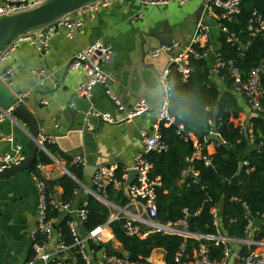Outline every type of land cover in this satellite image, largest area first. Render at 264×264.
Listing matches in <instances>:
<instances>
[{
	"label": "crops",
	"instance_id": "obj_1",
	"mask_svg": "<svg viewBox=\"0 0 264 264\" xmlns=\"http://www.w3.org/2000/svg\"><path fill=\"white\" fill-rule=\"evenodd\" d=\"M202 2L203 0H190L178 6L175 0H167L165 4L149 6L140 4L138 0H111L108 6L98 8L90 14L83 13L82 10L72 11L66 15V19L82 22V26L73 31L72 38L69 39L66 31L60 29L50 41L47 52L22 44L8 55L0 65V75L9 71L11 76L7 83L0 78V96L10 102L9 108H14L17 106L16 97L20 94L27 95L23 104L36 119L38 127L45 128L57 139L56 144L50 146L54 149V155L50 154L60 166L67 169L71 157L81 155L90 167L107 166L114 168L116 172L121 166L123 175H126L129 166L140 155H144L143 135L152 134L164 94L159 76L168 67L169 58L162 55L154 60L151 52L160 47H169L167 44H176L183 50L194 31L195 17L202 10ZM210 20L214 25L212 24L208 44L217 52L218 43L215 48L213 41L218 42L221 33L218 21L214 18ZM137 29L142 32L148 29L158 30L155 43L150 42L144 48V61L139 58L140 40ZM96 41L112 47L110 59L102 66L107 77L106 87L96 88L89 99L76 98L75 90L83 81L84 75L79 71H70V61L75 54ZM210 61L212 68L213 60ZM210 78L217 85L218 95L222 96L227 90L225 85L215 76ZM107 89L118 99L124 111L116 109L106 95ZM234 95L243 107L244 114L240 121L247 122L254 115L250 111L246 112L244 98L235 93ZM140 100H144L150 109L142 116L128 121V113ZM72 103L74 107H70ZM88 111L110 113L117 122L107 124L94 119L87 121ZM88 125L93 127L92 130H87ZM7 138L13 139V142ZM211 141L207 146L209 153L214 151L216 143ZM30 144L29 126L20 118L9 116L0 123V159L13 153L16 147L27 155ZM41 174L47 181L56 182L63 176V171L52 162L42 167ZM91 179L83 171L80 181L83 189L75 194V200L71 203L73 207L77 208L86 201L85 188L90 187ZM62 192L57 184L53 187L52 193L57 199H60ZM37 208L38 193L28 171L0 180V264H23L31 257L29 236L37 225ZM80 231L84 232L83 229ZM105 234L108 240L106 243L91 242L87 246V252L95 262L101 260L102 252L107 247L121 252V246L110 227ZM91 245L97 248H92ZM241 248L242 246L240 250ZM157 251L149 259L163 261V256ZM239 253L240 251L237 254Z\"/></svg>",
	"mask_w": 264,
	"mask_h": 264
},
{
	"label": "built area",
	"instance_id": "obj_2",
	"mask_svg": "<svg viewBox=\"0 0 264 264\" xmlns=\"http://www.w3.org/2000/svg\"><path fill=\"white\" fill-rule=\"evenodd\" d=\"M50 0H0V20L5 17H10L18 13L32 10L36 7L49 2ZM190 0H175L178 6L188 3ZM242 0H203L202 16L195 23L194 31L181 53L170 58L168 67H166L159 76L160 84L164 91L158 108L156 123L153 126L151 135H143L144 155H140L128 169L136 170L138 175L135 181L130 186L126 197L127 203L123 206L114 204L108 200L107 191L111 188L114 191L123 190V183L126 175L121 179L116 176L115 169L107 166H99L91 179L90 187L85 188L86 194L92 196L96 201L103 205L108 212V220L105 225L96 227L88 232L82 233L83 225L87 220V202L84 201L81 206L75 208L71 203H62L48 189L46 179L31 175L32 181L38 193V208H37V225L29 236L31 257L23 264H75V258L72 255H77L82 264H166V262H155L147 259L145 263H137L130 261L126 255L119 257L117 254H108L102 252L100 261H93L88 252L87 246L93 242L95 244L106 243V230L110 224L116 221H122V228L128 237H136L139 239L146 238L150 233L160 232L167 235H176L183 239L184 243L187 240H195L198 242L197 247L192 250V254L186 252V246L183 244L178 254H176L173 264H228L229 258L232 256L230 245H240L247 249L245 256L234 255L233 264H264V241H256L253 236L248 237L252 230V219L247 216L246 232L247 237L244 240L236 241L228 236H223L219 227L218 221L214 222V226L218 229L217 235H207L191 233L188 231V218L185 216L182 220L175 224L162 225L157 221L158 209L156 204V188L160 186L159 178L151 179V166L145 159L148 153L160 154L166 150V145L161 139L159 128L163 124L165 126L173 125V120L169 115V87L167 77L169 75V67L175 65L178 72L182 76V80L188 79L190 69L188 68V58L193 56L197 59L213 60L212 71L214 76L220 80H224L227 76L233 87V92L242 96L247 104V108L252 115H264V109L261 101L264 98V66L259 65L251 69L246 76L243 75L239 67L235 66L232 61H224L221 54L214 51V48L208 44L211 28L205 23L204 19L214 18L218 21V28L221 34L226 38V42L232 46H236L241 52V57L247 49L246 44L229 31V24L241 13ZM111 0H93L89 4L78 10L83 13H93L98 8L106 7ZM142 5H162L167 0H138ZM82 26L81 21H71L66 19V16L61 17L49 24L37 27L15 36L1 51L0 65L11 53L15 52L22 44H28L40 52H47L50 47V41L60 29L66 31L67 37L72 38L73 31ZM246 32L250 39L260 37L264 40V17L257 11H254L246 26ZM201 47L202 52H197L196 47ZM178 48L176 44L170 47L158 48L151 52L152 57H157L159 53ZM112 47L108 44L96 41L85 47L75 54L70 61L68 69L70 71H79L84 75L83 81L75 90V97L80 99H89L93 91L99 87H106L107 77L102 69L104 63L110 59ZM35 74V72H33ZM11 73L6 71L0 75L4 82L10 81ZM40 85L42 83H39ZM106 95L110 97L117 110L124 111L118 99L112 95L109 89L105 90ZM26 94H20L16 97L15 104H23ZM74 107V103L70 105ZM150 109V106L144 101H138L130 113L127 115L128 121L142 116ZM11 108L5 111L0 110V123L9 117ZM94 119L107 124L116 123V118L110 113L101 111H88L86 120ZM55 128L59 130L58 126ZM93 127L87 126V130H92ZM214 133V132H213ZM13 142V139L7 138ZM56 137L52 133H48L43 127H38L36 144L38 151L49 157L52 162L60 166L59 163L51 156L48 151V146L56 144ZM192 142L194 152L190 158L193 160H202L206 166L210 165L207 157L201 154L202 145L197 140L189 138ZM11 154H6L0 159V172L21 165L27 158V155L22 152L19 147L15 148ZM243 165H247L246 162ZM44 164L39 163L36 169L41 173ZM70 166L81 167L84 169L88 166L87 160L81 155H75L70 159ZM63 175L68 176L80 189H83L81 182L77 180L67 169L62 170ZM189 175L194 180L198 177V172L190 169ZM187 170L182 172L181 179H185ZM77 192H75L76 194ZM49 211L59 213L60 217L68 216V231L73 239L72 245L68 246L61 241V235L57 232L56 225L59 219H50ZM215 213V212H214ZM264 218V216H263ZM205 242H214L215 245H223V257L219 261H214L210 258L209 249ZM75 250V253L71 252ZM116 253V249L112 250Z\"/></svg>",
	"mask_w": 264,
	"mask_h": 264
},
{
	"label": "trees",
	"instance_id": "obj_3",
	"mask_svg": "<svg viewBox=\"0 0 264 264\" xmlns=\"http://www.w3.org/2000/svg\"><path fill=\"white\" fill-rule=\"evenodd\" d=\"M254 11L264 17V0H242L240 15L229 24V31L240 42L247 43L244 57H241V52L236 46L226 42L223 34L217 42V50L222 59L226 62L232 61L244 76L251 69L259 65L264 66V40L260 37L250 39L246 32L249 18ZM195 49L197 52L203 50L199 46ZM187 66L190 73L186 81L182 80L175 65L169 67L168 112L175 127L162 124L159 128L166 150L160 154L151 152L145 155L151 166L150 178L160 180V186L156 188L157 221L162 225H173L187 216L188 220L192 219L195 233L217 235L220 228L214 226V222L218 221L216 209L223 199L221 218L227 236L236 241L244 240L247 237L249 216L251 219L263 221L254 230L253 239L264 241V115L250 116L247 122H241L243 107L234 95L231 80L227 76L224 80L216 78L227 89L219 96L217 85L210 78V60L190 56ZM261 104L264 109V98ZM245 127L247 138L244 135ZM213 132L219 136L221 142L215 143L214 151L209 153L207 146L212 141L207 139ZM190 137L202 145L201 154L209 159L210 165L206 166L202 160L189 161L194 152L193 146L188 142ZM48 151L54 155L53 147L48 146ZM244 162L247 165H243ZM39 163L50 165L52 160L42 152H37L28 172L42 178L36 169ZM66 167L77 180L82 181L81 167ZM191 168L198 172L197 179L194 180L187 174L180 183L182 172ZM123 174V168L119 166L116 176L121 179ZM56 184L63 191L59 200L62 203H72L75 200V192L79 190L78 186L66 175L56 182L46 181L51 192ZM107 197L109 201L120 206L127 203L123 190L114 191L110 188ZM85 199L87 220L83 230L88 232L105 225L108 212L92 196L87 195ZM49 218L59 219L56 229L61 235V241L68 246L72 245L73 239L68 231L70 218L60 217L55 211H49ZM122 225V221L110 224L111 232L121 246V252L116 253L110 247L106 248V252L115 253L119 257L126 255L132 262L145 263L154 251L163 250L167 254L166 264H173L183 244L190 255L198 245L195 240H187L184 243L179 236L160 232L150 233L144 239L131 238L124 233ZM205 244L212 260L219 261L223 257V245H215L214 242ZM71 252L75 253V250ZM246 254L247 249L242 246L239 256ZM75 260V264H82L77 255Z\"/></svg>",
	"mask_w": 264,
	"mask_h": 264
},
{
	"label": "water",
	"instance_id": "obj_4",
	"mask_svg": "<svg viewBox=\"0 0 264 264\" xmlns=\"http://www.w3.org/2000/svg\"><path fill=\"white\" fill-rule=\"evenodd\" d=\"M93 0H50L49 2L41 5L40 7H36L32 10H28L22 13L15 14L10 17H5L0 20V51L17 35L24 33L26 31L35 29L37 27L49 24L61 17H64L71 13L72 11L78 10L82 8L83 6L89 4ZM195 17V21L197 22L200 18V14ZM195 22V23H196ZM139 40H140V53L139 58L141 61H144L146 57V51L145 46L150 43L154 42L155 39H157V33L158 30L153 31V29H148L146 32H142L140 30H136ZM169 47L171 44H167ZM156 50V49H153ZM181 48H177L176 50H168L165 52L159 53L157 57H152L154 60L158 59L159 57H162V55H167V57L174 58L178 56L181 53ZM169 55V56H168ZM168 59V60H169ZM169 62V61H168ZM168 65V63H167ZM145 66V64H144ZM147 67V66H146ZM152 68V67H147ZM210 76L214 77V73L212 70H210ZM10 102L7 101L3 96H0V110L5 111L10 107ZM249 111V108H246V112ZM10 117H18L22 121L28 124L29 126V134L31 137V144L30 149L27 154L26 160L19 166L7 169L3 172H0V180L9 179L12 176L23 173L26 171H29L31 168L36 154L38 152V147L36 144V138L38 134V123L34 116L29 112L27 107L24 104H20L12 108L10 112ZM172 127H175L174 125H171ZM247 129H244V135L247 138ZM208 141H215L216 143H220L221 139L216 133H211L207 139ZM190 145H192L191 141H188ZM62 170H65L64 167L59 166ZM97 168L96 167H90L87 166L83 169L84 175L86 177H93ZM138 175L136 170L129 169L126 173V179L123 183V193L125 196H127L130 186L135 181L136 176ZM82 184V183H81ZM86 187L85 185H83ZM88 188V187H86ZM222 212H223V199L220 200L217 209H216V215L218 217V223L220 226V230L223 236H227L226 231L224 230L222 226ZM262 220L258 219H252V230L249 233V237L251 238L253 236L254 230L262 223ZM188 231L191 233H194L195 230L192 225V219L190 218L188 221ZM232 256L228 260V264L234 263V255H236L240 251L239 245H230ZM158 253H160L163 256V261L165 262L167 260V254L163 250H158ZM109 264V263H108Z\"/></svg>",
	"mask_w": 264,
	"mask_h": 264
},
{
	"label": "rangeland",
	"instance_id": "obj_5",
	"mask_svg": "<svg viewBox=\"0 0 264 264\" xmlns=\"http://www.w3.org/2000/svg\"><path fill=\"white\" fill-rule=\"evenodd\" d=\"M204 20H205V23L210 26L211 32H212V24L214 25L213 21L210 19H204ZM211 32H210V34H211ZM211 37H212V35H211ZM213 44H214V47L216 48L217 47V41L216 42L213 41ZM0 89H1V86H0ZM117 251H119V249Z\"/></svg>",
	"mask_w": 264,
	"mask_h": 264
}]
</instances>
